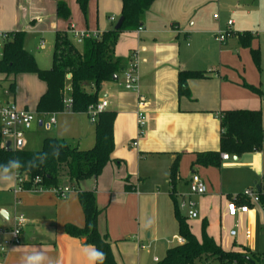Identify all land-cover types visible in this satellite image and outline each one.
<instances>
[{
	"label": "crops",
	"instance_id": "0c3cea01",
	"mask_svg": "<svg viewBox=\"0 0 264 264\" xmlns=\"http://www.w3.org/2000/svg\"><path fill=\"white\" fill-rule=\"evenodd\" d=\"M58 1L0 0V30L13 34L24 32L25 48L36 57L35 54L45 48V38L54 37L55 42L56 34L69 31L72 25L81 31L102 33L115 27L121 17L122 0H90L87 18L77 0H65L72 12L71 19L66 21L58 17ZM220 1L156 0L144 15L143 28L120 34L115 55L123 60L125 69L117 80L104 83L99 93V100L107 99L108 110L116 112L112 160L97 178L73 184L68 177H62L60 186L76 187L66 198L50 190L15 193L17 178L12 183H0V230L12 226L16 213L26 218L20 244L12 246L5 254L0 251V264H18L22 254L36 250L55 257L58 264H89L83 248L92 244L85 238L68 235L65 230L67 224L85 225L80 191H94L100 210L98 231L107 238L118 264H158L169 248L179 244L171 245L172 242H178L177 237H181L170 183L175 161L178 162L175 191L179 203L181 195L189 192L192 173L199 174L208 188L206 194L191 197L199 216L188 218L187 211L184 213L192 233L201 239L202 226L207 223V233L224 250L251 249L248 232L257 238L264 231L263 207L251 204L248 213L234 218L229 215L227 206L232 200L241 205L242 198L246 199L244 190L264 185L263 179L257 180L264 168V152L239 156L221 152L219 167L197 163L198 154L220 150L224 112L239 109L262 112L258 98L243 86L246 81H241L232 71L233 66L236 69L241 65L233 57L234 48L241 42L231 39L235 35L240 38V31L237 34L233 31L224 44H219L214 39L216 29L204 13L205 8L218 5ZM134 50H139L141 57L140 94L144 97L147 116L142 136H139L137 123L138 93L127 90L120 81ZM181 70L208 73L205 78L188 81L191 97L179 95ZM13 82L15 91L10 90ZM22 82V74L0 73L5 98L0 99V106L15 103L21 109L36 113L22 147L38 150L47 137L65 139L80 150L94 147L96 133L89 126H82L81 131L73 135L49 133L57 119L47 128L52 113H37L46 83L42 81L43 85L38 86L34 101L20 97L17 102V97L24 92ZM69 91L67 88V97ZM259 97L264 101V92ZM84 114L88 113H79V116ZM90 125L95 126V123ZM262 125L264 128L263 114ZM136 140L138 145L134 146ZM223 153L229 157L222 158ZM236 220L242 230L232 236ZM228 226L233 227L228 232L229 237L239 238V245L231 248L223 243V230ZM169 236L173 237L168 241Z\"/></svg>",
	"mask_w": 264,
	"mask_h": 264
},
{
	"label": "trees",
	"instance_id": "16d2710c",
	"mask_svg": "<svg viewBox=\"0 0 264 264\" xmlns=\"http://www.w3.org/2000/svg\"><path fill=\"white\" fill-rule=\"evenodd\" d=\"M90 0H77L85 18L88 15ZM156 0H122L121 17H124L120 29L104 31L98 38L89 37L82 44H77L68 31L56 34L52 53V67L42 69L35 57L25 48L24 32H15L13 39L4 46V56L0 63V73L18 75L34 73L46 83L47 89L37 104V113H56L63 111L66 101L71 98V111L87 113L91 105L99 101V93L104 83L114 81L124 71V62L115 55V47L119 36L124 31L143 28L145 13ZM57 14L60 19L69 21L72 16L70 6L65 0L57 2ZM70 28V27H69ZM242 45H248L251 35L239 34ZM254 61L260 68L258 51H252ZM71 78H68V75ZM207 72L198 70H181L178 75V92L180 96L191 97L188 81L207 77ZM243 86L263 96L260 88L246 82ZM70 89L69 97L66 96ZM16 84L10 85L15 91ZM116 112L106 110L98 114L95 122L96 142L89 150H80L72 146L67 140L57 137H47L38 150L24 147L8 150L1 145L0 134V163H7L11 157L22 160H32L37 168L28 170L22 168L19 174L24 178L26 188L31 187L32 181L39 176L42 185L46 187L58 186L62 177L77 184L81 181L97 178L104 167L112 160L115 148L114 123ZM223 132L219 151L198 154L197 163L204 166L221 165V152H228L234 156L259 151L264 142V128L262 112L260 110H229L222 117ZM59 150V156L53 152ZM46 153L42 164L41 154ZM33 157H35L33 159ZM179 178L178 162L175 161L170 171L171 195L174 201L175 217L178 221L179 234L184 242L167 250L165 257L158 264H205L210 259L220 264H260L262 254L253 252L247 247L241 251H226L208 233L207 223L202 226L201 239L191 231L187 217L181 212L179 200L176 197L175 185ZM74 186V185H71ZM76 188V187H75ZM79 200L85 214V225L79 227L66 225V233L73 237L85 238L86 242L96 246L106 253L105 264H118L114 258L107 238L98 231V216L100 210L96 205L94 191H80ZM260 205L264 208V192H259ZM242 204L251 205L248 199L242 198Z\"/></svg>",
	"mask_w": 264,
	"mask_h": 264
},
{
	"label": "built area",
	"instance_id": "2783aa9c",
	"mask_svg": "<svg viewBox=\"0 0 264 264\" xmlns=\"http://www.w3.org/2000/svg\"><path fill=\"white\" fill-rule=\"evenodd\" d=\"M215 19H219V14L214 15ZM234 24L233 20H229L227 23V29H219L214 36V39L219 44H224L229 37L233 35L232 25ZM73 25L70 27V34H72L74 41L77 44H82L86 38L95 37L98 38L100 32H90L87 30H77ZM13 39V33L8 31L0 30V63L4 56V46L5 44ZM140 65L141 57L139 50H134L131 56V60L128 64L127 69L124 72V87L127 90H131L138 93V110H137V123L139 128V136H142L144 131L143 128L147 123V116L144 112V97L140 94ZM67 109L71 111L72 100L68 98L66 101ZM109 102L107 99L99 100L97 104L91 105L88 109V115L93 123L96 122L98 114L100 112L108 110ZM36 120V113L21 109L15 103H8L0 106V134L2 138L1 145L5 147L7 141L11 142V148H21L19 146V141H23L27 131L31 130L33 124ZM56 123L55 115H51L49 122L46 127L50 128ZM134 146L138 145L137 140L133 142ZM23 146V145H22ZM6 148V147H5ZM229 155L223 153L222 158L226 159ZM17 185L14 188V192L18 193L23 190L31 192H42L46 190L53 191L61 198H66L71 192L76 191L74 186H53L46 187L42 185V179L37 176L33 179L32 185L29 188H26L24 185V178L22 174H19L17 177ZM264 181V176H263ZM70 189L69 192H65L64 189ZM208 191L207 185L203 178L197 174L192 173L189 178V192L187 194L181 195L180 208L187 211L188 218H197L199 216L198 211L195 208V202L192 200L193 195H204ZM264 192V185L258 189L248 188L244 190L243 196L249 200L250 204L260 205L259 192ZM228 213L230 216L236 218L240 213L246 214L250 211V205L241 204L238 205L234 200L230 201L227 206ZM264 210V208H263ZM26 224V218L22 213H16L13 218V224L8 229L0 230V251L6 253L12 246L20 244L21 235L23 228ZM232 236H235L236 231H231ZM178 243L181 244L184 242L182 237L177 238ZM260 264H264V254Z\"/></svg>",
	"mask_w": 264,
	"mask_h": 264
},
{
	"label": "rangeland",
	"instance_id": "374dc122",
	"mask_svg": "<svg viewBox=\"0 0 264 264\" xmlns=\"http://www.w3.org/2000/svg\"><path fill=\"white\" fill-rule=\"evenodd\" d=\"M204 13L206 14V16H208L210 23L216 29L215 33L219 29L226 30L228 21L233 20L234 24L232 25V30L235 34H237V31H240L241 34L248 33L249 35H251L250 39L248 40V45H242L241 43H239V47L234 48L233 57H236L238 61L241 62V65L236 69L233 66L232 71L233 74L239 77L241 81H246L247 83L258 86L264 92V0H221L218 5L212 4L205 8ZM215 14H219L220 20L214 19ZM75 29L80 30L78 27ZM68 32L70 33V31ZM238 37V35H235V37L233 36V38L231 39H233V41H236V39L240 40V38ZM45 39V48L42 51L37 52L38 54H35L37 64L43 69L51 67V55L54 45V37ZM32 45L33 47L36 45V40L32 41ZM253 50L259 52L260 68L257 67L254 61L252 54ZM22 75V85L24 87V92L20 94L19 97H17V102L20 100V97H26L30 102H32L36 97V89L38 88V86H42L43 82L34 73H22ZM120 81L123 82L124 85V78L123 81L122 78ZM249 92H251L253 96H256L258 98L259 104L262 105V114L264 117V101H261L257 93L251 90H249ZM0 99H5L3 96L2 87H0ZM29 107H32L30 103ZM51 115H55L57 119V123L51 128L50 131H48L51 134L58 135L59 133H65L73 135L79 133L82 129V126H89V128L92 130L95 129V126L90 125L92 123L90 115L84 114L82 115V117H80L79 113L72 112L68 110L67 107L63 111L52 113ZM35 136L38 139L40 138L38 134H35ZM259 151L264 152V142ZM233 159L234 156H232V160ZM258 175L260 176H257V180L260 182L261 179H263L262 177L264 176V168H261ZM181 212L184 214L186 213V210L181 209ZM238 222L236 224L234 223V228H232L240 233L242 228L241 226L239 227ZM232 228L228 226L227 229L223 230V243L225 246L230 245V248L239 245L238 236L232 239L228 235V232H230ZM172 237L173 236H169L166 239H168L169 241L172 240ZM248 239L251 240V249L249 248L251 251L264 254L263 230L261 231L260 236H258L257 238L256 236H254V234L248 232ZM172 243L173 244L171 245H175L178 242L173 241ZM254 245L256 246L255 250ZM236 250L241 251L242 248ZM205 264L220 263L217 260L210 259Z\"/></svg>",
	"mask_w": 264,
	"mask_h": 264
},
{
	"label": "clouds",
	"instance_id": "9594fccd",
	"mask_svg": "<svg viewBox=\"0 0 264 264\" xmlns=\"http://www.w3.org/2000/svg\"><path fill=\"white\" fill-rule=\"evenodd\" d=\"M59 150L53 152V156H59ZM41 163L45 162L47 154H41ZM35 157H33L34 159ZM38 165L32 163V160H22L19 157H11L7 163H0V183H12L19 175L22 168L32 170ZM65 192H71L70 189L65 188ZM83 254L87 258L89 264H105L106 253L94 245H86L83 248ZM18 264H58L55 257L41 250L31 251L22 254L18 258Z\"/></svg>",
	"mask_w": 264,
	"mask_h": 264
},
{
	"label": "water",
	"instance_id": "95a60500",
	"mask_svg": "<svg viewBox=\"0 0 264 264\" xmlns=\"http://www.w3.org/2000/svg\"><path fill=\"white\" fill-rule=\"evenodd\" d=\"M123 21H124V17H120L117 24L115 25V29H120L122 27ZM68 78H71L70 74L68 75ZM114 79L117 80L118 76H115ZM22 145H23V141L21 140V141H19V146L22 147ZM5 147H6V149L11 150L12 149L11 148V142L7 141L5 144ZM235 159H237V157H235ZM258 191H260V187H258Z\"/></svg>",
	"mask_w": 264,
	"mask_h": 264
}]
</instances>
